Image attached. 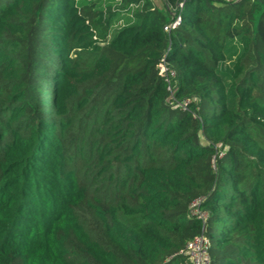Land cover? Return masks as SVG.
<instances>
[{"label": "trees", "instance_id": "16d2710c", "mask_svg": "<svg viewBox=\"0 0 264 264\" xmlns=\"http://www.w3.org/2000/svg\"><path fill=\"white\" fill-rule=\"evenodd\" d=\"M200 235L264 264V0H0V264H192Z\"/></svg>", "mask_w": 264, "mask_h": 264}, {"label": "built area", "instance_id": "2783aa9c", "mask_svg": "<svg viewBox=\"0 0 264 264\" xmlns=\"http://www.w3.org/2000/svg\"><path fill=\"white\" fill-rule=\"evenodd\" d=\"M182 7H183V3L182 2L178 3L176 6V10L177 9L179 10ZM171 15H172L171 22L164 27V31H169L170 29H174L180 24L181 18L179 15H176L175 10H172ZM159 69L161 75H163L166 78V81H169V78L170 77L172 78L175 75L174 72L167 67L164 60L161 61L159 65ZM188 102L189 101H185L183 103V108ZM200 202L201 201L198 200L195 201L193 204V211L195 213L199 212L197 208ZM201 216L204 215L201 214ZM210 246L211 244L209 239L204 235H200L195 237L192 241L188 242L186 247L181 252V254L187 256L192 262V264H211L210 252H209Z\"/></svg>", "mask_w": 264, "mask_h": 264}, {"label": "rangeland", "instance_id": "374dc122", "mask_svg": "<svg viewBox=\"0 0 264 264\" xmlns=\"http://www.w3.org/2000/svg\"><path fill=\"white\" fill-rule=\"evenodd\" d=\"M154 3L159 6L162 7L163 6V0H153ZM79 2H83V3H88L89 5L92 3H97V6L102 8L103 10L110 5H115L116 4V0H79Z\"/></svg>", "mask_w": 264, "mask_h": 264}]
</instances>
